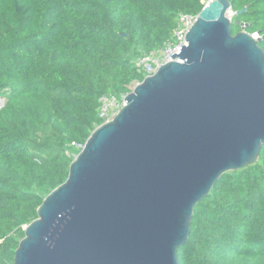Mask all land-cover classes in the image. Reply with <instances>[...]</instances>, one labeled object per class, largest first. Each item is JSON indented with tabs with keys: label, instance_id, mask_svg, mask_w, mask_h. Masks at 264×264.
I'll return each mask as SVG.
<instances>
[{
	"label": "water",
	"instance_id": "water-1",
	"mask_svg": "<svg viewBox=\"0 0 264 264\" xmlns=\"http://www.w3.org/2000/svg\"><path fill=\"white\" fill-rule=\"evenodd\" d=\"M244 10L198 12L187 45L91 132L13 264H180L195 204L264 145V34L230 28Z\"/></svg>",
	"mask_w": 264,
	"mask_h": 264
},
{
	"label": "trees",
	"instance_id": "trees-1",
	"mask_svg": "<svg viewBox=\"0 0 264 264\" xmlns=\"http://www.w3.org/2000/svg\"><path fill=\"white\" fill-rule=\"evenodd\" d=\"M229 2L245 8L232 34H264V0ZM200 10V0H0V264H13L24 227L103 122L100 97L131 91L144 78L136 59ZM177 258L264 264V145L195 204Z\"/></svg>",
	"mask_w": 264,
	"mask_h": 264
},
{
	"label": "built area",
	"instance_id": "built-area-1",
	"mask_svg": "<svg viewBox=\"0 0 264 264\" xmlns=\"http://www.w3.org/2000/svg\"><path fill=\"white\" fill-rule=\"evenodd\" d=\"M214 1L215 0H200L201 10ZM197 17L198 13H180L177 17V25L169 40L166 41L162 47L136 59L135 66L144 73V77L153 75L161 64L173 60V57L170 55L172 52L178 54L181 45H187L185 36L196 22ZM126 94L120 97L107 95L100 97L99 116L103 119L102 123L110 121L125 104Z\"/></svg>",
	"mask_w": 264,
	"mask_h": 264
}]
</instances>
